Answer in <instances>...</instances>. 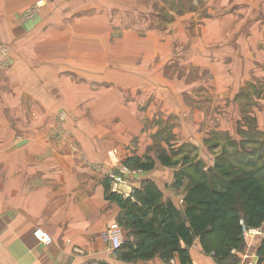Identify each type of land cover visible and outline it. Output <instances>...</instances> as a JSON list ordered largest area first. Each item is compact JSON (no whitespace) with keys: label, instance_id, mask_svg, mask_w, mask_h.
Masks as SVG:
<instances>
[{"label":"crops","instance_id":"1","mask_svg":"<svg viewBox=\"0 0 264 264\" xmlns=\"http://www.w3.org/2000/svg\"><path fill=\"white\" fill-rule=\"evenodd\" d=\"M24 2L0 0V13L2 5L4 11L0 17L14 16L23 9ZM248 34H252L251 31ZM255 44H248V48L256 53L264 50V43ZM224 47H227L226 50L234 49L228 45ZM208 48V45L206 48L195 47V51L208 55L211 54ZM232 51L235 52V49ZM255 54L250 57L244 54L241 63L238 56L228 64L213 62L218 75L209 88L213 89L216 104L209 113L203 108L197 111L191 105H186L183 97L175 94L177 92L173 86L171 89L167 87L163 98L158 96L157 87H151L146 93L148 96H139L137 100L134 95L126 98V90L122 89L116 96L107 95L101 112H93L94 124L107 122L104 130L84 133L81 124H75L70 116L64 128L70 134L64 135L62 140L49 134L51 128H57L53 125L57 112L65 110L73 113L78 103L66 108L64 102H56L55 92L40 94L37 82L33 84L36 94L31 89L34 98L27 97L29 89L26 92L21 84L14 83L18 79L11 72L0 71V264H182L179 253L168 258L161 254L142 258L134 253L129 254L127 248L113 251L110 243L102 239V233L117 224L124 243L134 240L123 223L127 211L126 198L111 195L109 174L117 169L116 165L111 164L113 156L119 153L123 165L129 163L133 166L131 169L139 170L134 179L139 191H143L146 183H152L161 193V204L171 202L178 210H184L190 180L187 175L180 176L181 173L196 162H202L205 171L211 169L216 157L223 154L215 156L212 153L223 148L224 144L219 142L221 134L229 139L227 141H241L240 126H232L239 116L235 111L238 107L234 108L233 102L241 94L240 86L245 87L247 81L253 83L249 80L252 71L255 68L263 71L257 62L261 64L264 59H254ZM50 74L43 73L40 78L50 79ZM33 79L40 81L35 76ZM181 86V93H186V98L193 102L206 100L201 96L207 94L209 88L205 87L206 91L203 85L183 81ZM60 96H63L61 90ZM74 97L77 99V92ZM141 97L151 107L148 113L144 112L146 120L137 110L142 103ZM224 99L231 101L230 107L234 108V111L226 109L230 114L223 115L218 111L222 105L226 106ZM28 100H31L30 104H27ZM160 103L165 112L160 116L167 115L165 121L180 116L187 120V116L193 113L195 120L190 124L193 130L186 128V135H183L186 142L175 145L178 134L175 130L160 129L155 124H152L151 130L145 128L144 121L152 123L156 120ZM99 105V102H94L90 108ZM147 115L150 117L147 118ZM100 118L104 120L100 121ZM156 138H165L171 143L159 142ZM222 150L224 152V148ZM185 157L190 162H185ZM182 181L183 184L179 186ZM141 204L139 202V206ZM37 230L49 234L53 243L44 245L37 241L34 236ZM185 247L184 243L180 245L181 249ZM257 248L259 250V246ZM188 251L190 264H228V259L220 260L217 257L215 249H206L201 238L195 240ZM243 253L232 249V255L239 264Z\"/></svg>","mask_w":264,"mask_h":264},{"label":"rangeland","instance_id":"2","mask_svg":"<svg viewBox=\"0 0 264 264\" xmlns=\"http://www.w3.org/2000/svg\"><path fill=\"white\" fill-rule=\"evenodd\" d=\"M40 2L44 6L27 15ZM2 7L0 15L4 14ZM250 31L253 35L248 34ZM259 42L264 43V0H25L23 9L14 16L0 17V51L9 49L8 64L0 59V71L11 72L18 79L14 83L21 84L26 92L29 89L27 97L34 98L31 89L36 94L33 84L37 82L40 94L55 92L56 102H64L66 108L78 103L73 113L57 112L53 124L57 128H51L49 134L62 140L64 135L70 134L64 128L71 117L75 124H81L84 133L104 130L107 122L94 124L93 112H101L107 95L116 96L122 89L126 90V98L134 95L137 100L139 96H148L146 93L151 87H157L158 96L163 98L167 87L173 86L175 94L183 97L186 105L197 111L203 108L209 113L216 104L213 89L209 88L218 75L213 62L228 64L238 56L241 63L244 54L250 57L256 53L248 44ZM207 45L211 54L195 51V47L206 48ZM227 45L236 53L231 48L226 50L224 46ZM259 57L264 59V50L258 51L254 59ZM257 63L263 71L255 68L250 75L248 69L249 80L253 83L247 81L245 87L239 85L241 94L232 101L239 113L236 119L232 116V126L241 125L248 136L241 133L242 142L232 143L230 147L229 139L221 134L218 141L224 144V153L221 148L212 152L215 156L240 152L248 158L260 153L264 146V62ZM43 73H51L50 79L40 78ZM34 76L40 81L34 80ZM182 81L209 88V92L201 96L206 100L200 98L201 102H193L186 98L187 94L181 93ZM141 101L137 110L145 116L151 107L142 97ZM94 102L100 105L90 108ZM30 103L28 100L27 104ZM224 103L226 106L222 105L219 112L225 115L230 114L226 109L234 111L231 101L224 99ZM162 106V103L158 105L154 122L144 121L145 128L151 130L155 124L160 129L175 130L178 133L175 145L186 142L183 135H186V128L193 130L190 127L195 120L193 113L187 116L188 121L183 116L165 121L167 115L160 116L165 113ZM62 114H66V120L60 118ZM68 127L71 128V124ZM165 138H156V141L170 144ZM118 154L113 156V163L110 162L116 167L121 165ZM253 156L251 158L256 159Z\"/></svg>","mask_w":264,"mask_h":264},{"label":"trees","instance_id":"3","mask_svg":"<svg viewBox=\"0 0 264 264\" xmlns=\"http://www.w3.org/2000/svg\"><path fill=\"white\" fill-rule=\"evenodd\" d=\"M241 133L248 136L247 132ZM232 143L236 144L229 141L230 147ZM222 155L216 157L215 165L207 171L202 162H196L181 173L180 176L187 175L190 180L184 210H178L171 202L161 204V193L152 183H146L143 191H136L138 203L125 199L127 211L123 223L134 240L124 243L122 249L142 258L157 254L168 258L179 253L182 264H190L188 248L201 238L204 247L215 249L220 260L239 264L232 249L244 251L240 222L244 219L249 227L264 224V146L260 153L248 158L240 152ZM184 161L190 162L188 157ZM182 184L183 181L179 186ZM182 243L186 245L183 249ZM258 255L261 264L264 240Z\"/></svg>","mask_w":264,"mask_h":264},{"label":"built area","instance_id":"4","mask_svg":"<svg viewBox=\"0 0 264 264\" xmlns=\"http://www.w3.org/2000/svg\"><path fill=\"white\" fill-rule=\"evenodd\" d=\"M43 2L34 8L31 11L27 12V15L33 14L34 10H38L40 7H43ZM0 59L3 62L8 64L9 61V49L2 48L0 51ZM3 65H5L3 63ZM6 66V65H5ZM62 120H66V114L60 116ZM116 156V155H114ZM118 160V159H117ZM120 160V159H119ZM139 171H131L127 166L121 165L115 169V172L109 174L110 178V191L111 193L118 195L119 197H124L128 200H131L133 203H136V191L138 190L137 185L134 183L135 176L138 175ZM241 231L243 234L244 242V253L242 256L241 264H259L260 258L258 255V246L261 245L264 240V226L259 227H249L246 221L243 219L240 222ZM34 236L37 241L43 243L44 245H51L53 243L52 238L49 234H45L42 230H37L34 233ZM102 239L105 242H109L111 249L113 251H119L122 249L124 244L123 238H121V229L120 226L115 224L107 228L106 231L102 233ZM234 254H237L236 250H233Z\"/></svg>","mask_w":264,"mask_h":264}]
</instances>
